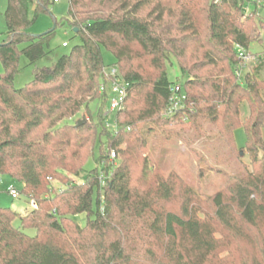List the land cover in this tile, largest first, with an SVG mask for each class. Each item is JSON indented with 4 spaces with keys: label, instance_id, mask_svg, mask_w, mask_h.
<instances>
[{
    "label": "trees",
    "instance_id": "16d2710c",
    "mask_svg": "<svg viewBox=\"0 0 264 264\" xmlns=\"http://www.w3.org/2000/svg\"><path fill=\"white\" fill-rule=\"evenodd\" d=\"M68 1L65 23L80 43L15 88L19 57L35 65L48 54L57 22L33 35L28 27L55 1L35 0L30 19L31 0H7L0 176L20 182V195L36 206H0V264H264L263 57L241 78L247 63L238 51L262 41V23L244 13L247 0ZM102 49L126 85L116 130L101 109ZM172 57L182 82L168 78ZM173 85L184 100L169 117ZM94 99L103 104L95 117L78 127L64 122ZM182 118L209 120L233 152L234 130L243 127L251 170L208 196L163 175L155 154ZM95 147L100 171L76 180ZM81 213L83 224L74 219Z\"/></svg>",
    "mask_w": 264,
    "mask_h": 264
},
{
    "label": "rangeland",
    "instance_id": "374dc122",
    "mask_svg": "<svg viewBox=\"0 0 264 264\" xmlns=\"http://www.w3.org/2000/svg\"><path fill=\"white\" fill-rule=\"evenodd\" d=\"M6 8L7 0H0V42L6 37L7 28L4 17ZM68 8V0H58L51 3L48 11L39 13L37 18L28 27V31L31 34L39 35L52 29L54 22H57L54 35L49 43L48 54L38 60L35 65L28 64L27 59L23 55L19 57L18 71L13 81L15 88H20L30 81L33 77V70L36 67L51 66L61 54L68 53L74 45L80 43V38L74 33L72 27L68 23H65ZM34 9L35 0H31L28 11L30 19L34 18ZM249 10L253 11L256 18H259L262 23V27L259 29V36L262 41L249 46L247 53L251 56L249 57L247 66L239 74L241 78L246 71H251L255 67L258 63V56L263 57V67L260 74L264 76V7L261 5L255 6L252 3L249 5ZM63 42H66L67 45L62 46ZM20 46H24V44ZM102 56L105 68L112 67L115 61L113 54L106 49H102ZM166 65L170 81L182 82L185 79V77H181L177 63L173 57L171 63H166ZM1 72H3V66L0 62ZM111 94V91L106 89L107 97H105L104 107L100 100L94 99L88 104L89 111L82 108L76 115L66 118L64 122L73 124L74 126L79 119L87 121L91 114L95 117L100 107H103L101 108L102 111H107V101ZM111 121V118L105 120L108 126L112 125ZM186 121V119L182 118L183 125H178L174 121H171L167 128L175 130L178 133L176 132L175 135L168 137L163 135L160 139V148L157 150L155 158L159 170L163 175L167 176L170 172H173L199 195L208 196L223 189L228 178L242 175L251 170L249 153L243 147L246 142V134L243 127H238L234 130L233 136L237 148L233 152L219 136L217 127L209 120L199 119L195 125ZM262 135L264 137V129ZM98 155V148L95 147L93 155L87 159L83 170L76 177V180L81 181L92 169L98 168L99 170L100 167L96 162ZM0 178L2 180L0 184V206L10 207L20 213L23 212L29 206L25 198L20 194L16 198H13L6 191V188L11 185L19 191L21 183L12 180L8 176H0ZM54 185L56 187L60 186L57 183ZM86 218V214L84 213L74 217L79 224H83ZM14 225L19 227V222L16 221ZM25 232L29 235L35 234L34 229H26Z\"/></svg>",
    "mask_w": 264,
    "mask_h": 264
},
{
    "label": "built area",
    "instance_id": "2783aa9c",
    "mask_svg": "<svg viewBox=\"0 0 264 264\" xmlns=\"http://www.w3.org/2000/svg\"><path fill=\"white\" fill-rule=\"evenodd\" d=\"M57 2L58 0H54ZM256 4L257 6H263L264 1L262 0H247L246 5L244 6L245 13H250L249 5L250 4ZM67 43L63 42L62 46H66ZM238 51L241 59L244 63H247L249 60L250 54L247 53L241 46H238ZM106 89H109L111 91V96L108 99V110L103 112V115L105 119L111 118L112 125L108 126L105 122V125L109 128H112L113 130H116V122H115V114L118 110H120L123 106L125 97H126V85L120 80V77L118 76V71L115 66H112L110 68H105L103 70L102 75V81L100 84V91L104 92L106 95ZM107 97V95H106ZM184 100V94L181 92V89L178 85H173L170 87V96H169V102L168 107L165 112L166 116H171L173 113L176 112L177 109L182 107ZM116 158V152L114 150H110L109 152V160L114 161ZM2 182L0 178V183ZM6 190L9 192L11 197L16 198L20 192L14 187V186H8ZM31 202V203H30ZM29 206L35 207L36 203L35 201H30Z\"/></svg>",
    "mask_w": 264,
    "mask_h": 264
},
{
    "label": "water",
    "instance_id": "95a60500",
    "mask_svg": "<svg viewBox=\"0 0 264 264\" xmlns=\"http://www.w3.org/2000/svg\"><path fill=\"white\" fill-rule=\"evenodd\" d=\"M74 31H76V28L74 29ZM85 122H86L85 119H79V120H77V123L74 126L78 127L80 124L85 123Z\"/></svg>",
    "mask_w": 264,
    "mask_h": 264
},
{
    "label": "crops",
    "instance_id": "0c3cea01",
    "mask_svg": "<svg viewBox=\"0 0 264 264\" xmlns=\"http://www.w3.org/2000/svg\"><path fill=\"white\" fill-rule=\"evenodd\" d=\"M1 183H2V182H1ZM1 183H0V184H1Z\"/></svg>",
    "mask_w": 264,
    "mask_h": 264
}]
</instances>
